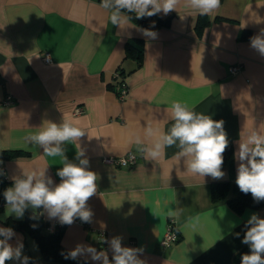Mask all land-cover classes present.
Masks as SVG:
<instances>
[{"label": "crops", "instance_id": "1", "mask_svg": "<svg viewBox=\"0 0 264 264\" xmlns=\"http://www.w3.org/2000/svg\"><path fill=\"white\" fill-rule=\"evenodd\" d=\"M101 0H0V227L15 232L9 243L23 244L28 264L44 261L36 238L26 225L28 213L40 215L48 229L61 225L60 240L70 252L78 244L112 252L100 242L121 236L122 245L143 249L145 264H232L243 246L236 226L264 207L234 210L225 199L214 200L211 183L237 177L240 133L244 128L264 131V57L250 46V38L264 31V0H220V8L200 15L181 0L176 10L156 14L163 25L152 27L131 19L124 29L113 26ZM201 18L202 27L198 28ZM143 29L157 33L155 39ZM139 41L138 62L126 55L125 44ZM43 52L52 61L44 62ZM240 69L231 73L229 65ZM124 71L128 91L118 98L112 87L116 70ZM114 84V85H115ZM7 95L12 102L3 103ZM174 101L197 113L223 120L233 148V167L212 179L185 173L183 160L174 159L173 145L164 156L149 161L144 155L127 166L105 161L127 151L139 152L134 142L152 125L167 132L168 109ZM82 111L75 113V107ZM69 119L85 130L78 143L97 174V193L87 205L90 223L74 219L71 225L49 218L42 209L27 208L22 218L9 214L4 191L24 171L45 169L54 184L61 157H48L28 137L46 121ZM65 154L76 160V146L65 144ZM14 152V153H13ZM2 176V175H1ZM181 209L179 217L169 210ZM179 237L168 246L159 241L168 218ZM194 225V226H193ZM47 229V228H46ZM3 237H1L2 239ZM90 264H100L80 256ZM6 264H21L10 260Z\"/></svg>", "mask_w": 264, "mask_h": 264}, {"label": "clouds", "instance_id": "2", "mask_svg": "<svg viewBox=\"0 0 264 264\" xmlns=\"http://www.w3.org/2000/svg\"><path fill=\"white\" fill-rule=\"evenodd\" d=\"M180 3L181 0H101L100 7L109 13L113 26L124 29L131 19L129 13H135L136 19L161 12L168 14L176 10ZM183 3L200 15L211 14L220 8V0H183ZM142 31L146 37L155 39L157 36L151 29ZM250 46L264 57V31L250 38ZM168 112L172 125L167 132L149 125L144 129L143 138L139 135L135 137L134 142L140 145L139 151L144 158L159 160L166 148L175 145L178 151L174 159L183 160L185 173L203 179L206 176L223 178V154L229 145L224 121L197 113L179 101H174ZM85 133L81 127L64 118L59 124L46 121L38 132L27 138L31 144L42 148L44 155L62 158L63 166L57 171L60 182L54 184L52 178L46 175V168L24 171L13 177L12 186L3 194L9 214L22 218L25 210L31 207L42 209L50 219L58 218L64 225H71L76 218L85 223L91 222L94 214L87 201L97 193V174L89 170V160L78 143ZM68 143L78 149V163L66 156L65 144ZM235 159L238 161L235 183L239 190L244 194L250 193L257 203L264 201V131L255 126L244 128ZM180 214L181 209L168 212L169 216L179 217ZM14 235L12 228L0 227V237H3L0 239V264L10 260L28 264L29 258L22 257L23 244L13 247L9 243ZM236 235L239 236V233ZM122 239L115 236L110 241H104L112 252L111 260L107 251H98L83 244H78L64 258L76 260L80 256H88L100 264H145L139 258L143 249L123 246ZM242 243L249 245L250 252L242 255L240 264H264V218L255 213L250 216Z\"/></svg>", "mask_w": 264, "mask_h": 264}, {"label": "trees", "instance_id": "3", "mask_svg": "<svg viewBox=\"0 0 264 264\" xmlns=\"http://www.w3.org/2000/svg\"><path fill=\"white\" fill-rule=\"evenodd\" d=\"M136 21L141 22L147 26L157 27L163 25L166 20L158 18L156 15L151 17H144L136 19L135 13H129ZM203 23L201 18L198 20V28L202 27ZM126 55H132L138 62L141 60L142 49L139 41H128L125 44ZM119 73L124 77V71L118 70ZM116 82V80H115ZM112 82V87L115 86ZM229 140V145L224 152V164L222 167L232 169L233 167V148L232 143ZM14 153V152H13ZM12 155V152H2L0 154V166L4 161L5 157ZM3 178V176L0 175ZM236 178L228 180H219L211 183V195L214 200L225 199L230 206L237 212H241L246 207L260 208L264 207V201L259 203L255 202L252 195L242 193L237 184L235 183ZM247 221L239 223L235 230L239 233V236L243 238L246 231ZM21 225H26L30 233L34 235L36 241L43 253L44 261L40 263L32 264H90L87 260L82 257H78L76 260L65 259L69 251L62 245L60 240L61 225H57L53 229H48V223L40 215L35 213H28L25 220L22 221ZM36 225V227H33ZM47 228V229H46ZM249 245L243 244V246L233 255L232 264H240L241 257L243 254L249 253Z\"/></svg>", "mask_w": 264, "mask_h": 264}, {"label": "built area", "instance_id": "4", "mask_svg": "<svg viewBox=\"0 0 264 264\" xmlns=\"http://www.w3.org/2000/svg\"><path fill=\"white\" fill-rule=\"evenodd\" d=\"M41 58L44 62L52 61V57L50 56V54L48 52H43L41 55ZM239 69H240V65L238 63L231 64L228 67V70L231 73H235ZM113 78H114V81L116 80V84H115L116 94H117L118 98L123 99L125 97L127 91H128V85L126 84L124 77H122V75L119 73L118 70L114 71ZM12 101L13 100H12L11 96L7 95L6 98L3 100V103L9 104ZM81 111H82V108L79 106L75 107V109H74L75 113H79ZM142 156H143V154L140 151L139 152L127 151L126 153H124L123 155H120V156L106 157L105 161H108V162L113 163L114 165H118V166H127V165L134 163L138 158H140ZM0 171H2V173H3L2 176H4L6 174V171H5L4 167L2 166V164L0 166ZM0 205H1V202H0ZM99 236H100V242L104 243V241L106 240V231L101 230L99 233ZM178 237H179V233H178L177 225H176L174 219L170 217V218H168V220L166 222L165 230H164V233H163L159 243L162 246H168L172 242H174ZM0 239H1V237H0Z\"/></svg>", "mask_w": 264, "mask_h": 264}]
</instances>
